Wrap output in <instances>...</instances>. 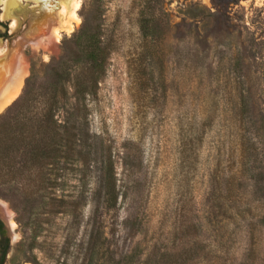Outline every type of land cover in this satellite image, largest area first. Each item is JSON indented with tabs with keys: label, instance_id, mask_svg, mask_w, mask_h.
Returning <instances> with one entry per match:
<instances>
[{
	"label": "rangeland",
	"instance_id": "obj_1",
	"mask_svg": "<svg viewBox=\"0 0 264 264\" xmlns=\"http://www.w3.org/2000/svg\"><path fill=\"white\" fill-rule=\"evenodd\" d=\"M22 76L83 152L43 187L0 179L5 264H264V0H0V102Z\"/></svg>",
	"mask_w": 264,
	"mask_h": 264
},
{
	"label": "trees",
	"instance_id": "obj_2",
	"mask_svg": "<svg viewBox=\"0 0 264 264\" xmlns=\"http://www.w3.org/2000/svg\"><path fill=\"white\" fill-rule=\"evenodd\" d=\"M77 46L88 62L98 67L103 65L98 28L90 31L82 29L77 35ZM96 82L97 76L93 74L82 73L76 76L70 87V97L73 96L74 101L69 102V95L67 91L64 92L62 108L69 104L77 114L84 107L85 95ZM16 98L10 103L11 109L0 116V179L8 182L27 173V180L36 181L39 187H43L50 179L57 158L68 162L74 156L82 155L83 131L79 124L68 126L64 123L61 126L62 132H57L53 111L58 107L59 100L54 96L45 98L40 106L32 104L35 99L26 92ZM70 128L77 129L81 137L77 133L74 136ZM72 137H76L74 142ZM105 195L107 203H111L114 198L112 183ZM199 247L202 248V245L197 240Z\"/></svg>",
	"mask_w": 264,
	"mask_h": 264
},
{
	"label": "flooded vegetation",
	"instance_id": "obj_3",
	"mask_svg": "<svg viewBox=\"0 0 264 264\" xmlns=\"http://www.w3.org/2000/svg\"><path fill=\"white\" fill-rule=\"evenodd\" d=\"M19 5L25 6L24 3H20ZM9 14H12V12ZM9 14H7V15H9ZM8 18L9 19L7 20V25L10 27L12 17H8ZM18 25H19V17H18L17 27H18ZM10 33L11 32H8V29L5 28L4 33L2 35L8 36ZM9 245H10V228L8 226V223L3 218V215L0 211V264H5V262H6V257L8 254Z\"/></svg>",
	"mask_w": 264,
	"mask_h": 264
},
{
	"label": "bare ground",
	"instance_id": "obj_4",
	"mask_svg": "<svg viewBox=\"0 0 264 264\" xmlns=\"http://www.w3.org/2000/svg\"><path fill=\"white\" fill-rule=\"evenodd\" d=\"M74 4H75L74 7L76 9L77 6H78V2H75ZM23 78H24V76L21 77V79L19 81V85L16 87L15 90L9 91L7 94H5L3 96V98L1 97L2 99H1V102H0V111L3 110L8 104H10L17 97V95L20 92V87H21V83L23 81ZM4 219H5L6 222L9 223L8 225L10 226L9 227L10 229L14 228L15 224L8 216H5Z\"/></svg>",
	"mask_w": 264,
	"mask_h": 264
},
{
	"label": "water",
	"instance_id": "obj_5",
	"mask_svg": "<svg viewBox=\"0 0 264 264\" xmlns=\"http://www.w3.org/2000/svg\"><path fill=\"white\" fill-rule=\"evenodd\" d=\"M17 4H20L19 2H17ZM25 5V4H24ZM36 5H34L33 7H35Z\"/></svg>",
	"mask_w": 264,
	"mask_h": 264
}]
</instances>
